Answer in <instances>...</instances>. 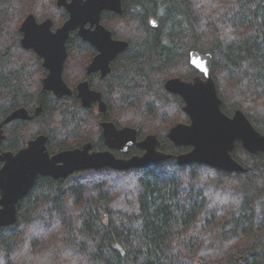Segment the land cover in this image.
Instances as JSON below:
<instances>
[{
    "label": "trees",
    "instance_id": "16d2710c",
    "mask_svg": "<svg viewBox=\"0 0 264 264\" xmlns=\"http://www.w3.org/2000/svg\"><path fill=\"white\" fill-rule=\"evenodd\" d=\"M30 14L51 19L54 29L68 19L57 0H0V123L19 108H42L10 124L0 153L39 135L49 137L51 150L90 140L101 147L92 132L102 115L81 107L76 94L42 93L41 61L21 45ZM102 20L129 43L96 86L109 107L102 119L138 129L139 139L156 135L174 156L189 152L168 141L170 129L190 119L165 83L198 75L190 53L199 51L213 57L222 111H243L264 135V0H123L121 15L106 12ZM92 53L71 36L64 67L70 85L84 79ZM232 155L243 172L171 158L141 169L39 177L18 205L17 222L0 229V264H237L241 256L264 264V153L237 143Z\"/></svg>",
    "mask_w": 264,
    "mask_h": 264
},
{
    "label": "water",
    "instance_id": "95a60500",
    "mask_svg": "<svg viewBox=\"0 0 264 264\" xmlns=\"http://www.w3.org/2000/svg\"><path fill=\"white\" fill-rule=\"evenodd\" d=\"M122 2L57 0V6L64 8L69 18L55 31L51 19L39 23L33 14L26 17L21 25V45L26 50H34L44 59L48 74L43 81V93L53 92L60 98L73 95V90L63 79V72L68 58L67 43L76 31L82 40L99 51V55L88 66V76L97 72H101L103 77L109 74L111 63L128 48L129 43L113 38L111 31L102 23V14L111 12L121 15ZM151 25L157 28L159 23L152 19ZM190 64L199 72V76L191 82L172 78L165 85L169 93L183 99V110L190 118V124L179 123L172 127L168 138L176 147L192 148L189 152L178 156L166 154L159 151L162 144L156 135H149L140 141L138 129H120L113 122L102 123L107 149L125 152L137 147L143 150V155L125 159L115 157L109 151L91 153L92 144H87L82 149L67 150L52 156L46 146L47 136L40 135L29 141L27 147L18 153L5 152L0 155V229L17 222L18 205L39 177L59 180L87 170L141 169L171 158H175L182 166L200 164L230 173L243 172L244 167L232 155L237 143H241L247 152L258 155L264 153V135L255 129L243 111H236L232 117L222 111L223 103L212 76L211 54L192 51ZM77 90L84 108L89 109L98 103L99 112L107 115L108 108L101 93L91 90L89 81L79 84ZM41 110V107L36 110V116L40 115ZM31 119L25 108L11 113L0 125V143L6 138L3 135L4 125ZM246 263L245 256L238 258L237 264Z\"/></svg>",
    "mask_w": 264,
    "mask_h": 264
},
{
    "label": "flooded vegetation",
    "instance_id": "af4514ba",
    "mask_svg": "<svg viewBox=\"0 0 264 264\" xmlns=\"http://www.w3.org/2000/svg\"><path fill=\"white\" fill-rule=\"evenodd\" d=\"M122 5H123V2H122ZM68 13V12H67ZM104 13H106V12H104ZM103 13V14H104ZM103 14H102V16H103ZM68 18H69V14H68ZM47 20V19H46ZM68 20V19H67ZM66 20V21H67ZM45 21V20H44ZM65 21V22H66ZM39 22V21H38ZM43 22V21H42ZM39 23H41V22H39ZM102 23H103V20H102ZM105 26V25H104ZM106 27V26H105ZM107 28V27H106ZM58 29V28H57ZM57 29H54L53 28V30L55 31V30H57ZM109 31H111V33L113 34V38L115 39V40H119V41H125V40H123V39H118L115 35H114V33H113V31L112 30H110L109 28H107ZM73 34H76L78 37H79V35H78V32L76 31V32H73L72 34H71V36L73 35ZM80 38V37H79ZM81 39V38H80ZM84 41V40H83ZM69 42V41H68ZM85 42V41H84ZM125 42H127V41H125ZM85 43H87V42H85ZM88 45H90V47L93 49V53H92V57H91V59H90V61L87 63V65H86V68H85V75H84V79H82V80H80V81H78L77 83H75V84H73V85H70L66 80H65V78H64V74H65V69H64V72H63V79H64V81L66 82V84L68 85V87L70 88V89H72L73 90V95L72 96H74V94H76V96H77V98L79 99V97H78V90H77V87H78V85L79 84H81V83H83V82H85V81H89V85H90V88H91V90H93V91H95V92H98V93H101V95H102V99H103V101H104V103L107 105V108H108V112H109V107H108V104L106 103V101L104 100V96H103V92L101 91V90H99L96 86H97V84H99L100 82H103L106 78H108V76L111 74V72H112V69H113V64L115 63V61L121 56V55H123L127 50H128V48L124 51V52H122L121 54H119L118 55V57L111 63V65H110V72H109V74L106 76V77H103V75H102V73L101 72H97V73H93L92 75H90V76H88V74H87V71H88V66L93 62V60L99 55V51L97 50V48L96 47H94L92 44H90V43H87ZM129 47V46H128ZM26 50V49H25ZM28 51H32L39 59H40V61H41V66H42V68H43V71L44 72H42L41 73V75H42V89H41V91H42V93H43V81H44V79L47 77V71L45 70V68H44V59L42 58V57H40L34 50H28ZM67 52H68V43H67ZM69 55V54H68ZM68 59V58H67ZM65 67V66H64ZM200 74H198V75H195L191 80H184V81H186V82H191L195 77H197V76H199ZM175 78H179V77H175ZM182 79V78H181ZM183 80V79H182ZM165 85H166V83H165ZM166 89V88H165ZM167 91V90H166ZM168 92V91H167ZM46 93H49V94H52L53 96H55L56 98H60V97H57L53 92H46ZM169 93V92H168ZM171 94V93H170ZM172 95H174V94H172ZM175 96H178V95H175ZM178 97H180V96H178ZM62 98H64V97H62ZM181 98V97H180ZM182 99V98H181ZM183 100V99H182ZM79 101H80V104H81V107H83L82 106V102H81V100L79 99ZM183 103H184V101H183ZM184 106H185V104H184ZM22 108H24V107H22ZM39 107H37L33 112L32 111H30V110H28L27 108H25L28 112H29V114L31 115V117H32V119H33V117H35L36 116V110L38 109ZM20 109V108H19ZM89 109H95V111L98 113V115H102L101 117L102 118H105L107 115H103V114H101L100 112H99V105H98V103H95L91 108H89ZM16 111V110H15ZM108 112H107V114H108ZM38 117V116H37ZM100 119V120H98V123H97V125H96V127H94V129L93 130H95L96 132H92V136H93V138L92 139H97V138H101L102 139V146L101 147H99V146H96V144L94 143V142H92V140H90V141H87V142H85V143H83L82 145H80V146H78V147H75V148H71V149H61V148H58L57 150H51L50 148H49V137L47 136V135H45V136H47V138H48V141H47V144H46V146H47V149H48V151H49V153L53 156V155H55V154H57V153H60V152H63V151H67V150H75V149H82L85 145H87V144H92V149H91V153H94V152H106V151H109V152H111L112 154H114L115 155V157H118V158H125V159H128V158H126V157H134V156H141V155H143L144 154V152H143V150H141V149H139V148H137V147H133V148H137V149H139L140 150V152H141V154H135V153H133L134 152V150H133V148H129V149H127L125 152H121L120 150H116V149H107V147H106V144H105V139H104V136H103V127H102V123H105V122H113V123H116V122H114V121H110V120H107V119ZM6 119V118H5ZM5 119H4V121H5ZM31 119V120H32ZM3 121V122H4ZM18 121H22V120H18ZM2 122V123H3ZM14 122H16V121H14ZM2 123H0V125L2 124ZM13 123V122H12ZM12 123H9V124H6V125H4L3 126V135L6 137L4 140H6L7 139V137H8V135H7V133H6V129L10 126V124H12ZM117 124V123H116ZM117 126H118V128H124V127H120L118 124H117ZM97 128V129H96ZM169 133V132H168ZM40 136V135H39ZM38 137V136H37ZM37 137H35L34 139H36ZM146 138V137H145ZM144 138V139H145ZM158 138V137H157ZM167 138H168V135H167ZM101 139L99 140V141H101ZM144 139H139L140 141H142V140H144ZM3 140V141H4ZM31 140H33V139H30L29 141H31ZM159 140V139H158ZM29 141H27V143L25 144V146L24 147H22V148H19L18 149V151H16V152H13V151H3V152H1L0 153V155L1 154H3V153H5V152H12V153H14V154H16V153H18L20 150H22L23 148H25V147H27V145H28V142ZM94 141H97V140H94ZM160 141V143L162 144V142H161V140H159ZM168 141L170 142V144L171 145H173L174 147H176L170 140H169V138H168ZM177 148H179V147H177ZM185 148H190V147H185ZM192 149V148H191ZM190 149V150H191ZM159 151H161V152H164V153H166V154H171V153H167L166 151H164V148H163V144L161 145V148H159ZM171 155H173V154H171Z\"/></svg>",
    "mask_w": 264,
    "mask_h": 264
},
{
    "label": "rangeland",
    "instance_id": "374dc122",
    "mask_svg": "<svg viewBox=\"0 0 264 264\" xmlns=\"http://www.w3.org/2000/svg\"><path fill=\"white\" fill-rule=\"evenodd\" d=\"M47 19V18H46ZM45 20V19H44ZM43 20V21H44ZM190 119V118H189ZM185 123V122H184ZM185 124H190V122L189 123H185ZM161 129V128H160ZM27 131H29V128L27 129ZM96 132V131H95ZM29 141V140H28ZM27 143V142H26ZM189 150L191 149V148H188Z\"/></svg>",
    "mask_w": 264,
    "mask_h": 264
},
{
    "label": "bare ground",
    "instance_id": "6f19581e",
    "mask_svg": "<svg viewBox=\"0 0 264 264\" xmlns=\"http://www.w3.org/2000/svg\"><path fill=\"white\" fill-rule=\"evenodd\" d=\"M154 19V18H153ZM152 20V19H151ZM66 63V62H65ZM64 66H65V64H64ZM65 97H71V96H65ZM83 106V105H82ZM84 108V107H83ZM86 109V108H85ZM178 156V155H177ZM175 159V158H174ZM176 160V159H175ZM177 161V160H176ZM76 173V172H75Z\"/></svg>",
    "mask_w": 264,
    "mask_h": 264
}]
</instances>
